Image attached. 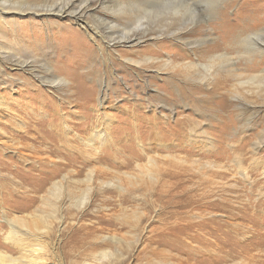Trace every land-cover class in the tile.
<instances>
[{
	"label": "rangeland",
	"instance_id": "374dc122",
	"mask_svg": "<svg viewBox=\"0 0 264 264\" xmlns=\"http://www.w3.org/2000/svg\"><path fill=\"white\" fill-rule=\"evenodd\" d=\"M70 1L0 0V226L42 216V264H264V0L125 7L128 33Z\"/></svg>",
	"mask_w": 264,
	"mask_h": 264
},
{
	"label": "bare ground",
	"instance_id": "6f19581e",
	"mask_svg": "<svg viewBox=\"0 0 264 264\" xmlns=\"http://www.w3.org/2000/svg\"><path fill=\"white\" fill-rule=\"evenodd\" d=\"M79 0H71L66 6H64L63 8H61V11H57L56 14H65L68 11L71 10V6L77 4ZM160 0H118V2L115 3V0H94L95 4L104 7L106 10L110 11L113 9V7H117L118 8V12L116 13V16H121L120 19H114V18H106L108 23H112L114 26L118 27V31L120 33L122 32H129V24L132 23V21H130L131 19L125 18L126 16H124V13L121 11L123 10L125 7L127 8H138L140 6H144L145 7V3L150 2V5L147 4V6L145 8L148 7H152L154 5L151 4H155L156 2H159ZM152 2V3H151ZM161 3V2H160ZM89 6H85L82 9H79L76 12V15H83L84 10L87 9ZM134 9V8H133ZM78 19V18H77ZM135 23V21H134ZM122 24V28L119 27V25ZM131 25V24H130ZM121 26V25H120ZM187 30V29H186ZM132 32H130L131 34ZM178 33V32H177ZM187 33L189 32H184V33H178L176 35H174L176 37V39L183 40L185 38V36L187 35ZM111 35H115V31H111V33L108 35V37H110ZM134 35V34H133ZM138 35V34H137ZM1 38L3 36V34L0 35ZM173 36V37H174ZM135 38V37H134ZM133 38L128 37L126 38L127 41H131ZM137 39V38H135ZM174 39V38H173ZM138 40V39H137ZM135 41V40H134ZM140 41V40H138ZM137 41V42H138ZM185 41V40H184ZM141 42V41H140ZM139 42V43H140ZM145 43V42H144ZM13 44V43H12ZM137 44V43H136ZM191 44V43H190ZM194 44V43H193ZM193 46V45H192ZM199 47V46H198ZM201 47V46H200ZM258 49L261 50L262 52H264V45L263 46H258ZM18 120V119H17ZM188 121V120H187ZM187 123V122H186ZM193 123H189V127L192 125ZM188 127V126H186ZM188 127V128H189ZM195 127V126H194ZM183 128V127H182ZM185 130V129H184ZM188 131V130H187ZM179 132L177 135H175L173 138L169 137L170 140L169 141H164L165 138H161L159 133H156L154 136V140L157 141L155 143H157V147L162 148V150H167L170 145L169 143H171L172 139H177V140H182V139H189L191 136L195 135L193 132V129L189 130L188 132ZM106 132L103 133H97L95 136H97L99 141L104 142V138L106 137L105 135ZM153 133V132H152ZM151 133V135H152ZM163 137V136H162ZM167 137V138H168ZM160 141V142H159ZM192 141V140H191ZM190 141V142H191ZM154 142V141H153ZM126 143V142H125ZM167 144V145H166ZM17 146V144H16ZM25 146V145H24ZM22 146L18 145L17 149H22ZM141 146V144H140ZM130 147V146H129ZM151 147V146H149ZM26 148V147H25ZM24 148V149H25ZM28 149V147L26 148ZM32 149V148H30ZM191 149V148H190ZM161 150V149H160ZM34 151V150H33ZM32 151V152H33ZM149 151V150H148ZM35 152V151H34ZM34 154V153H33ZM143 156H139L138 159H143ZM22 158V157H21ZM149 163H152L151 160H148ZM176 163V162H175ZM181 164V163H180ZM177 164V165H180ZM2 165V164H1ZM12 165V164H11ZM186 165V164H185ZM38 167V166H37ZM34 168V167H33ZM6 169V168H4ZM19 169V168H18ZM9 170V169H7ZM14 172V171H13ZM10 173V172H9ZM1 174V173H0ZM12 174V173H11ZM9 175V174H8ZM7 175V176H8ZM3 176V177H2ZM7 176L5 175H1V179H5ZM11 176V175H10ZM217 176H219L217 174ZM224 176V175H223ZM223 176L220 175L221 178H223ZM5 177V178H4ZM172 177V176H170ZM0 179V180H1ZM6 179H10L12 182V187H18L19 183L16 182L14 180V178L12 177H8ZM23 184V183H21ZM27 185V184H26ZM40 185V184H39ZM7 186V184L5 185ZM23 186V185H22ZM30 186V185H28ZM26 187V186H25ZM31 187V186H30ZM32 188V187H31ZM30 188V189H31ZM42 188V186H37V190L36 192L38 193L39 190ZM8 189V188H7ZM18 189V188H17ZM20 190V189H19ZM22 190V189H21ZM20 190V191H21ZM27 190V189H25ZM13 191V190H12ZM31 192V191H30ZM14 193V192H13ZM21 193V192H20ZM25 193V192H23ZM17 194V193H16ZM19 194V193H18ZM17 194V195H18ZM27 194V193H26ZM30 195V194H29ZM19 197V196H18ZM27 197V196H26ZM37 197V196H36ZM8 198V197H7ZM4 202V201H3ZM207 203V202H206ZM248 203V202H247ZM247 207V205H246ZM29 207H25L26 210H28ZM240 212L237 213L235 216L240 218V215H242V213L245 211L242 208H240ZM250 209V208H249ZM252 209V208H251ZM255 211V210H254ZM246 212V211H245ZM5 213V212H4ZM247 214V213H246ZM249 215V214H248ZM247 215V216H248ZM245 216V214H244ZM3 221H4V225L0 226V264H42L43 263V258L44 256H46V243L44 241V229L48 228L49 226L47 225L46 221L43 219L42 216L40 215H27L24 216L23 218H10L9 216L4 215L3 216ZM249 217V216H248ZM247 217V219H248ZM261 217H264V212L262 213ZM243 219V218H242ZM246 219V217H245ZM238 220V219H237ZM249 221L252 222V219L249 217L248 219ZM247 221V220H246ZM254 223H256L257 225H262L264 227V219L261 218V220L259 222L256 221V219L254 220ZM234 226H230V228H233ZM44 228V229H42ZM246 229V228H245ZM247 231V230H245ZM239 239V238H238ZM48 243V242H47ZM235 243V242H234ZM244 243V242H243Z\"/></svg>",
	"mask_w": 264,
	"mask_h": 264
}]
</instances>
